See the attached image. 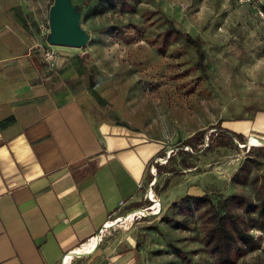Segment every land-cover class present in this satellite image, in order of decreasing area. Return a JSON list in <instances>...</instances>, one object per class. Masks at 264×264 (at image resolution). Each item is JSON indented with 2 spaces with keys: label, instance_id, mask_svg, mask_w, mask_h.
Segmentation results:
<instances>
[{
  "label": "rangeland",
  "instance_id": "rangeland-1",
  "mask_svg": "<svg viewBox=\"0 0 264 264\" xmlns=\"http://www.w3.org/2000/svg\"><path fill=\"white\" fill-rule=\"evenodd\" d=\"M71 1L89 37L86 46H53L56 66L50 69L43 49L49 44L55 0H0V56L14 58L1 45H10L18 36L29 40L32 48L20 52L22 59L30 55L28 60L53 91L71 92L94 117L117 121L157 142L165 157L152 165L167 166L165 173L156 168L154 175L150 166L152 177L142 188V201L112 217L94 246L113 251L135 248L139 264H214L195 216L190 230L172 229L165 217L171 215V205L188 194L216 198L244 193L254 198V185H235L231 178L252 147L264 146L262 135L248 134L247 148L239 146L240 151L184 155L190 168L181 164L182 156L169 161L195 132L219 123L238 128L264 111V0H130L134 13L122 12L108 0ZM167 20L203 41L204 73L194 71V49L178 44L162 56L151 44L167 28ZM134 25L146 30L139 42L127 45L114 34ZM187 69L186 81L175 75ZM199 76L205 81L189 91ZM257 174L264 175V166ZM252 233L262 237L259 231ZM89 244L88 253L94 247ZM175 247L183 256L174 252ZM237 264H264V243Z\"/></svg>",
  "mask_w": 264,
  "mask_h": 264
},
{
  "label": "crops",
  "instance_id": "crops-1",
  "mask_svg": "<svg viewBox=\"0 0 264 264\" xmlns=\"http://www.w3.org/2000/svg\"><path fill=\"white\" fill-rule=\"evenodd\" d=\"M1 46L14 58L0 56V264H64L70 257L68 264H139L135 248L100 244L76 254L88 253L112 217L142 201L164 149L94 117L71 92L53 91L30 55L22 59L29 40ZM228 129L264 140V111Z\"/></svg>",
  "mask_w": 264,
  "mask_h": 264
},
{
  "label": "trees",
  "instance_id": "trees-1",
  "mask_svg": "<svg viewBox=\"0 0 264 264\" xmlns=\"http://www.w3.org/2000/svg\"><path fill=\"white\" fill-rule=\"evenodd\" d=\"M108 1L114 6L119 5L122 12H135V5L130 0ZM261 10L264 12V2ZM166 22L167 28L156 34L151 44L162 56L167 55L169 50L178 44L183 48L194 49L197 56L194 71L201 70L204 73L207 70V60L203 41L180 30L173 21ZM127 29H117L114 33L127 45L139 42L146 36L144 27L134 25L131 29ZM175 75L182 81H186L189 69ZM204 81L205 77H196L194 84L188 90L194 91ZM247 137L219 123L215 127L199 130L183 140L181 146L174 152L173 158L170 156L169 162H173L175 156H182L181 164L190 168L184 155L208 154L217 149L240 151L239 144L246 145ZM185 148L192 151H185ZM162 157H165V152L159 158ZM156 166L159 174L166 172L167 166L158 164ZM263 166L264 146L252 147L247 159L231 178V182L235 185L242 187L254 185V198L244 193L216 198L207 193L188 194L171 205V215L165 217V221L174 230H190L191 219L195 216L201 222L203 232L201 242L204 249L213 257L214 264H237L250 252L260 249L262 242L264 243V175L262 177L256 175ZM252 231L261 232L262 237L256 238ZM174 252L183 256L182 250L177 247L174 248Z\"/></svg>",
  "mask_w": 264,
  "mask_h": 264
},
{
  "label": "water",
  "instance_id": "water-1",
  "mask_svg": "<svg viewBox=\"0 0 264 264\" xmlns=\"http://www.w3.org/2000/svg\"><path fill=\"white\" fill-rule=\"evenodd\" d=\"M80 13L71 0H55L50 10L51 46L82 48L89 37L80 27Z\"/></svg>",
  "mask_w": 264,
  "mask_h": 264
},
{
  "label": "built area",
  "instance_id": "built-area-1",
  "mask_svg": "<svg viewBox=\"0 0 264 264\" xmlns=\"http://www.w3.org/2000/svg\"><path fill=\"white\" fill-rule=\"evenodd\" d=\"M262 15L264 16V12H262ZM55 57H56V54H55V51H54V48L53 46H51L50 44L47 45V47H45L43 49V58H44V62L48 65V67L51 69V68H54L56 66L55 64ZM239 146L241 148H245L246 145H241L239 144ZM188 150H191L189 148H187ZM192 151V150H191ZM158 160V159H156ZM157 164V163H156ZM156 171V168H155V165H152L151 167V172L153 174V172ZM154 175V174H153ZM108 225V224H107ZM106 225V226H107ZM103 231V230H102ZM93 240V239H92ZM91 242V241H90Z\"/></svg>",
  "mask_w": 264,
  "mask_h": 264
},
{
  "label": "bare ground",
  "instance_id": "bare-ground-1",
  "mask_svg": "<svg viewBox=\"0 0 264 264\" xmlns=\"http://www.w3.org/2000/svg\"><path fill=\"white\" fill-rule=\"evenodd\" d=\"M152 198H154V197H152ZM156 202H157V200H156ZM158 205H157V207L159 206V203H157ZM153 209H156V207H154ZM110 224V223H109ZM108 224V225H109ZM112 224V223H111ZM107 225V226H108ZM106 228V227H105ZM101 235V234H100ZM97 237H100V236H97ZM97 237H95V239L94 240H92L91 242V244H89V246H94V245H96V242H97ZM90 243V242H89ZM80 253H85V254H90L91 252H89V253H86V252H84V251H82L81 249H79L78 250ZM70 259H71V257L70 258H68V259H66V261L64 262V264L66 263V264H68L69 263V261H70Z\"/></svg>",
  "mask_w": 264,
  "mask_h": 264
}]
</instances>
